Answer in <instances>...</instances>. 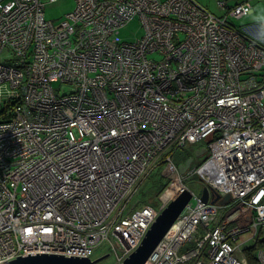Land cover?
<instances>
[{
	"label": "built area",
	"instance_id": "1",
	"mask_svg": "<svg viewBox=\"0 0 264 264\" xmlns=\"http://www.w3.org/2000/svg\"><path fill=\"white\" fill-rule=\"evenodd\" d=\"M45 6L0 0V264L92 259L102 244L123 264L158 216L131 207L140 186L164 162L176 177L172 151L202 139L210 199L195 196L144 264H248L239 236L264 227V44L230 22L251 4L221 0L217 17L195 0H76L59 24ZM135 17L144 35L126 42Z\"/></svg>",
	"mask_w": 264,
	"mask_h": 264
},
{
	"label": "rangeland",
	"instance_id": "2",
	"mask_svg": "<svg viewBox=\"0 0 264 264\" xmlns=\"http://www.w3.org/2000/svg\"><path fill=\"white\" fill-rule=\"evenodd\" d=\"M195 1L201 6H203L204 8H206L208 11H210L212 14L216 15L217 17H221L226 14L225 10L222 11L218 7V1L220 0H195ZM223 1L228 2V6L231 7V6H234L237 2H240L242 0H223ZM43 2L46 3V6H45L46 18L48 20L53 21L55 24H59L60 21L63 20V18H65V16L68 13L72 12L76 6V0H56L54 2H51L50 0H43ZM252 4L254 8L258 6L257 10L261 11L262 7L264 6V0H259V2L253 1ZM230 23L234 27L239 28V29H241L244 24V22L239 21V19H232ZM143 35H144V28L141 24V21L139 17H135L126 26L121 28L119 37L126 42H134L138 38L142 37ZM7 57H8L7 54L0 56V61L1 59H5ZM157 57L159 58V56ZM8 88H10L8 83L0 84V93L7 91ZM8 106H9V103H4L3 106L0 105V112L2 111V109H6V107L8 108ZM206 145H207V140L202 139L196 142L195 144L188 145L186 147L172 151L173 160L176 164L177 171L179 172L181 171L180 167L185 165L186 162L188 161V160L186 161V159L189 156H194L192 157L194 160L191 164L190 170L188 171L186 175H184L185 178L183 179V176H180L179 172L177 173V176H176L181 179V182L184 188L188 189L192 193V199L190 200L189 204L185 207V209L191 204V201H193L195 196L201 194L200 198L202 199L203 191L205 188L208 189L210 196L212 193V190L208 186L209 182L207 180V176H204L201 174V169L205 166L207 162V160L205 159L206 154H204L203 156H198V157H196L195 155L196 152L199 151L198 149L205 147ZM165 164L166 163L164 162L160 167H162L163 175L170 180V184L168 188L163 192V194L159 198L156 196L157 195V183H158L157 178H158V173L161 169L159 167L142 184V186L140 187V190L138 191L136 195V200L132 202L131 207L133 206L134 208V206L135 207L138 206L136 201L140 200L142 204L148 205V207H151V208L155 207L153 209H156L158 211V216L163 212V210H165L168 207V205L174 198H167L166 194L168 190L170 189L172 183H174L176 177L172 178L173 176L170 177L169 175L165 173L164 171ZM228 204H230V201L228 202ZM185 209L182 211L181 214L184 213ZM178 219L174 222L175 225L177 224L176 222L178 221ZM173 225L171 226V228L173 227ZM171 228L169 229V231L166 233V235L163 238L168 237V234L171 231ZM252 236H253V232L251 231L242 233L239 236L237 244L241 245V251H244L246 248H248L254 243V241L252 240ZM196 244H197V239L188 242L185 246H183L181 252H187L188 250L195 248ZM107 255L109 256L97 264H116L117 259H116V254L114 253V250L112 249L111 246L104 245V244L100 245L96 249L92 259L96 260V259H99Z\"/></svg>",
	"mask_w": 264,
	"mask_h": 264
},
{
	"label": "water",
	"instance_id": "3",
	"mask_svg": "<svg viewBox=\"0 0 264 264\" xmlns=\"http://www.w3.org/2000/svg\"><path fill=\"white\" fill-rule=\"evenodd\" d=\"M207 153V150L201 149L196 152V157L203 156ZM193 158L188 159L185 165L180 167V173L185 174L186 171L191 167ZM192 199V193L188 189H184L178 196H176L168 205V207L163 210V212L158 216L156 221L152 224L151 228L146 233L141 245L133 252L129 258L124 260L123 264H144L156 247L159 245L163 237L169 231L171 226L180 216L185 207L189 204ZM210 199V193L207 188L204 189L202 200L203 202H208ZM230 201V196L227 195L223 199L219 194L213 198L212 202H220L227 205ZM29 256L21 257L18 256L17 259L10 262H3L1 264H97L107 258L109 255L101 257L99 259L93 260L87 257L71 256L64 257V255L50 254L48 253H37V255L28 254Z\"/></svg>",
	"mask_w": 264,
	"mask_h": 264
},
{
	"label": "crops",
	"instance_id": "4",
	"mask_svg": "<svg viewBox=\"0 0 264 264\" xmlns=\"http://www.w3.org/2000/svg\"><path fill=\"white\" fill-rule=\"evenodd\" d=\"M253 1L259 2V0H242V1L236 3V4H239L242 2H249L251 4V7H252V13L250 15L242 17L239 19V21L244 22L241 29L246 30L247 33L252 38H254L258 42L264 44V6L262 7L261 11H259V10H257L258 6L256 8H254V6L252 4ZM226 3L228 5V2H226ZM222 11H224V10H222ZM227 211H229V210H227V208H224L223 212L226 214H229ZM252 231L253 230H251V232ZM252 240L254 241V243L251 246H249L248 248H246L242 252H237L236 255H237L239 260L245 259L248 264H251V262L249 261V257L255 256L258 264H260L259 259H258V253L260 250H262L264 248V227L259 228L256 235L253 234ZM240 250H241V245H240Z\"/></svg>",
	"mask_w": 264,
	"mask_h": 264
},
{
	"label": "trees",
	"instance_id": "5",
	"mask_svg": "<svg viewBox=\"0 0 264 264\" xmlns=\"http://www.w3.org/2000/svg\"><path fill=\"white\" fill-rule=\"evenodd\" d=\"M221 1V0H220ZM219 2V1H218ZM242 3H245V2H242ZM241 4V3H239ZM238 5V4H236ZM235 6V5H234ZM229 7V6H228ZM233 7V6H231ZM239 29V28H238ZM120 34V33H119ZM4 98V99H3ZM11 100L5 98V97H2L0 98V105L3 106L4 103H9V106L8 108L6 107V109H2V111L0 112V122H7V121H10L11 118H12V113L9 112V108H11L12 104H11ZM204 148V147H202ZM194 156H189L186 161L190 158H192ZM208 157V154L205 155V159ZM185 161V162H186ZM160 171L158 173V178H157V197L159 198L163 192L168 188L169 184H170V180L168 178H166L164 175H163V171H162V167H160ZM139 203H141L140 200H138ZM234 210V209H233ZM232 210H229V212H231ZM243 225H247L249 224L248 221H244L242 222ZM257 248V247H256ZM255 248V249H256ZM249 261L251 262V264H258L257 262V259L255 258V256H252V257H249Z\"/></svg>",
	"mask_w": 264,
	"mask_h": 264
},
{
	"label": "bare ground",
	"instance_id": "6",
	"mask_svg": "<svg viewBox=\"0 0 264 264\" xmlns=\"http://www.w3.org/2000/svg\"><path fill=\"white\" fill-rule=\"evenodd\" d=\"M190 168L186 171L185 174H181L182 176L186 175ZM184 189V186L182 185L181 179L179 177H176L174 183H172L170 189L168 190L166 197L167 198H175L178 196ZM178 219V218H177Z\"/></svg>",
	"mask_w": 264,
	"mask_h": 264
},
{
	"label": "flooded vegetation",
	"instance_id": "7",
	"mask_svg": "<svg viewBox=\"0 0 264 264\" xmlns=\"http://www.w3.org/2000/svg\"><path fill=\"white\" fill-rule=\"evenodd\" d=\"M179 175L182 176L180 172H179ZM184 178H185V177L183 176V179H184ZM147 179H148V178H147ZM147 179H146V180H147ZM140 187H141V186H140ZM139 190H140V188H139ZM139 190H138V191H139ZM136 202H137V205H144V204H142V203H139L138 200H137Z\"/></svg>",
	"mask_w": 264,
	"mask_h": 264
}]
</instances>
